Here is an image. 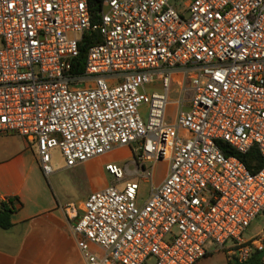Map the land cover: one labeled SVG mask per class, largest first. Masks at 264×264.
<instances>
[{
	"label": "built area",
	"instance_id": "built-area-1",
	"mask_svg": "<svg viewBox=\"0 0 264 264\" xmlns=\"http://www.w3.org/2000/svg\"><path fill=\"white\" fill-rule=\"evenodd\" d=\"M91 31L100 43L76 74ZM0 134L35 144L46 177L54 149L65 169L130 150L65 207L86 264H196L208 242L246 261L264 248V228L243 238L264 217V167L225 152L264 159V0H104L95 24L88 0H0ZM137 178L151 181L141 203Z\"/></svg>",
	"mask_w": 264,
	"mask_h": 264
},
{
	"label": "crops",
	"instance_id": "crops-1",
	"mask_svg": "<svg viewBox=\"0 0 264 264\" xmlns=\"http://www.w3.org/2000/svg\"><path fill=\"white\" fill-rule=\"evenodd\" d=\"M124 149L129 151L126 147L114 151ZM92 161L77 166L84 167L89 177ZM50 180L51 176L41 172L35 144L16 135L0 134V210L9 198L14 207L9 218L11 226L0 228V264H86L78 239L71 232L73 221L65 210L73 202L65 203L61 190H55ZM105 184L90 193L103 189ZM227 263L225 253L217 249L196 264Z\"/></svg>",
	"mask_w": 264,
	"mask_h": 264
},
{
	"label": "rangeland",
	"instance_id": "rangeland-1",
	"mask_svg": "<svg viewBox=\"0 0 264 264\" xmlns=\"http://www.w3.org/2000/svg\"><path fill=\"white\" fill-rule=\"evenodd\" d=\"M188 1V0H183ZM157 92H161L159 84H155L152 88ZM179 85L176 83L172 84L169 94V106L167 107V117L171 120L173 112L175 111L174 103L179 98ZM143 120L147 119L148 107L143 105L140 108ZM113 152V151H112ZM132 160V154L130 150H119L114 151L112 154H105L98 158L93 159L90 163V171L92 177H89L84 167H74L67 170L65 169L64 159L59 150L54 149L52 151V166L53 174L51 175V184L55 190H61L62 197L66 202H73L75 206L79 205L86 195L90 193L93 188L107 185L113 181V178L108 175L103 169L104 165L108 162L116 163L117 165L124 166ZM133 169V165H129V170ZM165 163H158L155 167V177L153 185L157 184L158 180H161L165 176ZM140 186L139 203L143 202L148 196V192L151 188V181L147 182L144 179L137 178L136 180ZM105 184V185H106ZM264 228V217H258L252 225L244 233L243 238L250 240L254 237L259 230ZM208 250L213 251L214 248L211 242L206 244Z\"/></svg>",
	"mask_w": 264,
	"mask_h": 264
},
{
	"label": "trees",
	"instance_id": "trees-1",
	"mask_svg": "<svg viewBox=\"0 0 264 264\" xmlns=\"http://www.w3.org/2000/svg\"><path fill=\"white\" fill-rule=\"evenodd\" d=\"M104 0H88V8L91 15V21L93 24L97 23L99 20V13L102 10ZM100 43V36L98 32L91 31L84 33L79 42V54L74 59L72 64V70L76 74H81L84 72V65L86 60V55L90 47ZM226 154L236 155L241 162L246 166L251 172H256L262 167H264V159L259 155L258 149L252 147L251 150L245 155H238L232 152H225ZM13 200L9 198L7 204H2L0 210V228L7 229L11 226L10 216L14 212V207L12 205ZM262 253H264V248L261 251L255 250L250 258L246 261L238 263L237 261H229L227 264H261Z\"/></svg>",
	"mask_w": 264,
	"mask_h": 264
}]
</instances>
